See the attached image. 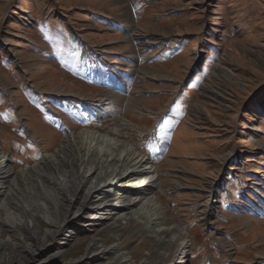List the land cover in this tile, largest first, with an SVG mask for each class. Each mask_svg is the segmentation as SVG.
Masks as SVG:
<instances>
[{
	"label": "rangeland",
	"instance_id": "1",
	"mask_svg": "<svg viewBox=\"0 0 264 264\" xmlns=\"http://www.w3.org/2000/svg\"><path fill=\"white\" fill-rule=\"evenodd\" d=\"M126 2L0 0V155L30 175L67 135L125 124L158 171L163 224L186 234L188 264H264V0ZM130 100L138 108L112 104ZM165 118L175 123L161 141ZM15 206L0 210L18 228L0 241L23 254L27 215ZM44 217L37 263L154 257V243L114 221L71 217L60 234ZM113 241L119 252L93 258Z\"/></svg>",
	"mask_w": 264,
	"mask_h": 264
},
{
	"label": "bare ground",
	"instance_id": "2",
	"mask_svg": "<svg viewBox=\"0 0 264 264\" xmlns=\"http://www.w3.org/2000/svg\"><path fill=\"white\" fill-rule=\"evenodd\" d=\"M125 1L131 3L133 0ZM112 104L116 109L138 108L137 100ZM116 126V130L108 131L105 137L101 136H104L101 131L92 130L67 135L57 153L43 159L30 175L14 172L0 155V202L3 206L0 210L6 211L8 203L14 201L15 209L28 216L20 221L24 234L19 239L28 241L23 254L15 251V244L0 241V264H54L59 260L61 255L58 254L49 262L36 261L41 235L33 221L38 214L46 215L48 224L60 234L66 231L71 217L83 218L90 227L114 221L117 234L134 232L155 244L152 264L189 263L191 250L186 234L174 235L176 228H166L163 224L161 199L154 193L160 176L155 166H151L152 158L141 152L137 143H126V132L121 128L125 124ZM14 224L13 220L0 217V231L6 225L15 233ZM69 242L67 240V244ZM166 243H172L176 252L164 253L161 248ZM95 246L97 253L93 258L102 259L119 252L115 241L110 245L104 242L101 246L96 242ZM119 254L112 264H134L130 251L127 255ZM151 260L142 264H151ZM71 264H79V261Z\"/></svg>",
	"mask_w": 264,
	"mask_h": 264
},
{
	"label": "snow or ice",
	"instance_id": "3",
	"mask_svg": "<svg viewBox=\"0 0 264 264\" xmlns=\"http://www.w3.org/2000/svg\"><path fill=\"white\" fill-rule=\"evenodd\" d=\"M180 105L176 104L173 108L170 109V111H176L177 109H179ZM174 121L169 119V118H165L162 123L158 126V134H159V138L161 139V141H164L167 139V135L168 132L174 127ZM154 135H157L156 133H154ZM149 150L152 151L153 146L149 145Z\"/></svg>",
	"mask_w": 264,
	"mask_h": 264
}]
</instances>
